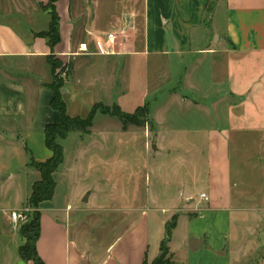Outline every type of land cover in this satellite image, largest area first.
<instances>
[{"label":"crops","instance_id":"crops-1","mask_svg":"<svg viewBox=\"0 0 264 264\" xmlns=\"http://www.w3.org/2000/svg\"><path fill=\"white\" fill-rule=\"evenodd\" d=\"M47 2L0 0V186L9 179L19 182L11 204L0 207L3 243L19 233L10 213L26 205L40 177L30 160L51 156L44 137L45 125L57 119L50 106L51 50L47 39L37 36L49 25L43 8ZM208 2L121 0L118 8L117 0L55 1L60 41L53 54L68 69L60 88L68 114L85 116L95 103L112 104L120 84L142 93L140 103L155 92L163 107L176 106L173 118L187 114L183 120L190 118L188 125H180L168 123L169 111L154 120L149 114L152 125L145 128L154 139L145 143L148 155L150 151V156L153 152L162 156L149 161L147 173L156 174L154 168L167 162L185 168L174 169L169 182L176 187L165 191L168 201L176 204L170 231L166 227L173 215L148 217L146 209L152 202V210H157L158 202L151 201L148 186L131 179L130 190L118 198L130 215L124 230L96 252L79 238L78 219L70 205L55 199V171L53 197L38 205L36 247L45 264H150L165 232L177 264H264V0H214L207 26ZM109 32L115 39L122 33L124 42L115 45L114 40L113 53L101 52ZM123 59L130 71L119 78L118 62ZM133 66L141 78L131 76ZM207 72L208 80L203 77ZM141 79L144 88L134 90ZM218 79L223 87L211 92ZM199 89L201 94L194 96ZM4 149L14 158L15 170L3 159ZM187 202L194 206L188 214L196 209L222 213L227 221H213L208 224L210 232L203 234L177 211L178 204ZM156 220L160 222L153 228ZM1 257L2 264H32L22 261L18 252Z\"/></svg>","mask_w":264,"mask_h":264},{"label":"rangeland","instance_id":"rangeland-1","mask_svg":"<svg viewBox=\"0 0 264 264\" xmlns=\"http://www.w3.org/2000/svg\"><path fill=\"white\" fill-rule=\"evenodd\" d=\"M118 1V8L119 7ZM4 2V0H3ZM213 9V6L212 8ZM115 7H112V11ZM108 9H106V12ZM212 10H206L204 14V24L209 26V14ZM38 20H41V16H38ZM18 27L16 24H14ZM124 36L122 33H117L115 39V45L120 42H124ZM183 66V65H182ZM64 67V68H63ZM140 68V65L138 66ZM131 76L133 78L140 77L137 75V68L133 66ZM127 62L123 59L118 62V75L121 78L123 75L129 73ZM66 67L61 66L56 69V75L63 82L67 78ZM204 74V73H203ZM220 76V75H219ZM199 77V72L197 74ZM202 77V75H201ZM204 79L208 80L209 72H207ZM155 81V79H153ZM222 79H218L211 90L221 89ZM207 86V81L203 82ZM143 87L142 79L138 82L133 89L141 91ZM202 90V89H201ZM199 89L194 96L201 94ZM210 92V93H211ZM142 93L136 94L134 92L125 90V87L119 84L117 87V94L113 98L112 104L101 103L103 107L108 109L114 108L115 105L120 106L121 110L125 112H133L137 108H142L141 112H144L145 106H147L149 114L154 119H157L158 115L163 116L169 111L171 116H168V123L188 125V119L183 120L190 116H182L180 118H173V111L176 110V106L163 107L165 103L159 102L160 95L155 92H149L145 101L140 103ZM189 96H192L189 94ZM193 98V97H192ZM139 102V103H137ZM135 104H142L134 108ZM150 108V110H149ZM193 109L191 110V112ZM151 112V113H150ZM169 114V113H168ZM151 117L149 119L151 120ZM178 122V123H176ZM195 122L192 120L191 124ZM152 125V120H151ZM147 125L144 127H131L127 130H122L121 123L116 117H111L105 113L99 111L96 112L93 118V125L90 128L89 133H81L78 131H72L68 134L66 139H61V144L64 151V160L62 164L57 168V192L55 199L59 204L63 206L68 203L70 205V212L73 217H76L79 224V238L83 241H87L90 245L95 247L96 252L100 253L116 236L124 230L127 219L130 217L128 211L124 210L123 203L118 199L120 195L129 191L131 179L134 183L138 179L141 184L148 186L151 195V201L155 200L157 210H152L154 203L151 202L149 208L146 209L148 217L151 218L152 214L159 215L160 217L176 216V209H174V203L169 202V197L165 195L166 189L173 192L176 184L170 181L172 173L176 170H184V167L174 166L172 162H167L163 167H153L157 173L152 171L147 173V165L152 164L158 158L162 157L161 154L152 155V152L145 149V143L153 142V134L148 132ZM155 129V123L153 124ZM178 126V125H177ZM85 144L84 147L77 150L80 144ZM79 144V145H78ZM81 150V151H80ZM78 152L81 154L78 155ZM9 154V151L4 149L2 154L3 159L7 162V166L15 170L17 165ZM170 160V159H169ZM172 160V159H171ZM153 161V162H152ZM152 168V167H150ZM6 173H3V175ZM0 173V177H1ZM134 178H133V177ZM132 177V178H131ZM166 180L168 182H166ZM19 182L17 180H5L0 186V207L5 208L9 206V201L16 196ZM87 194V201H83V197ZM164 194V195H160ZM160 195V196H159ZM125 201V199H122ZM128 203H126L127 205ZM180 215H185V222L190 221L191 224L197 228L198 231H202L203 234L209 233L208 224L213 221H219L225 223L227 220L225 214L207 213L204 210L192 211V214H188V209L194 207L190 202L185 205L178 204ZM168 208L166 211H161L160 208ZM28 209L25 211V209ZM183 208V209H182ZM174 209V210H173ZM182 209V210H181ZM181 210V211H180ZM32 209L29 206H24L20 209L19 213L26 214ZM174 213V214H173ZM251 217L252 214H249ZM126 219V220H124ZM26 220V219H25ZM183 218L181 217V222ZM13 222V221H12ZM160 221H152L153 228L157 227ZM14 223V222H13ZM22 221L14 223V228L17 231ZM169 236L164 234L163 239ZM203 236V235H202ZM204 237V236H203ZM205 239V237L203 238ZM168 242V241H167ZM22 243V238L19 233H15L9 239L7 238L5 243L1 242L0 237V264H2L1 256L9 255L11 253H17L16 246ZM204 249V248H203ZM151 256V251H149ZM22 261H25L22 259ZM162 264H174L173 256L165 257Z\"/></svg>","mask_w":264,"mask_h":264},{"label":"trees","instance_id":"trees-1","mask_svg":"<svg viewBox=\"0 0 264 264\" xmlns=\"http://www.w3.org/2000/svg\"><path fill=\"white\" fill-rule=\"evenodd\" d=\"M55 1L56 0H48L47 4L43 5V8L48 11L50 21L47 30L37 33V36L47 39V43L51 50L48 56V63L52 71V81L49 83V87L53 93L50 106L56 111L57 119L54 123L46 124L44 128L45 145L51 151V156L42 161H34L31 159L29 162L31 166L39 171L40 177L33 183L26 202V206H29L32 211L27 213L26 220L18 227V232L23 241L18 246L17 252L22 259L29 260L32 264H45L38 254L36 247L40 234L41 215L38 205L42 201L49 200L53 197L55 190L53 173L64 160V151L60 140L65 139L72 131L89 133L93 125V118L97 111L111 117H116L121 123L122 130H127L131 127L151 125L147 106H145L144 112H141L143 110L142 108H137L133 112H125L121 110L118 105H115L112 109H108L107 107H103L101 103H95L85 116H71L68 114L66 103L60 92V88L64 82L59 79L55 73L56 69L62 66V63L56 59L53 54L54 46L60 41L58 29L59 17L54 5ZM213 5L214 0H209L205 11L212 10L210 8H212ZM66 74H68V69ZM175 222L176 216L173 215L171 220L167 223V233L175 225ZM168 256H172V254L169 251L167 242L163 241L159 247V254L150 264H162V260ZM143 264L147 263L144 261ZM174 264L177 263L174 262Z\"/></svg>","mask_w":264,"mask_h":264},{"label":"built area","instance_id":"built-area-1","mask_svg":"<svg viewBox=\"0 0 264 264\" xmlns=\"http://www.w3.org/2000/svg\"><path fill=\"white\" fill-rule=\"evenodd\" d=\"M114 40H115V33L113 32H109L107 35H106V40L105 42L103 43V47L100 48L101 49V52H105V53H113V43H114ZM201 197L205 198V195L204 194H201ZM28 209L26 208L25 211H27ZM10 219L14 222V223H17L18 221H25L26 219V214H23V213H19L17 211H13L10 213Z\"/></svg>","mask_w":264,"mask_h":264},{"label":"water","instance_id":"water-1","mask_svg":"<svg viewBox=\"0 0 264 264\" xmlns=\"http://www.w3.org/2000/svg\"><path fill=\"white\" fill-rule=\"evenodd\" d=\"M152 148H155L154 145H152ZM83 201H87V194L83 197ZM168 241V236H166V238L164 239V242Z\"/></svg>","mask_w":264,"mask_h":264}]
</instances>
